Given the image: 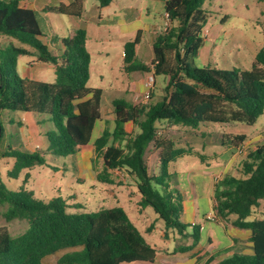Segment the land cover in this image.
Returning a JSON list of instances; mask_svg holds the SVG:
<instances>
[{
    "label": "trees",
    "instance_id": "obj_1",
    "mask_svg": "<svg viewBox=\"0 0 264 264\" xmlns=\"http://www.w3.org/2000/svg\"><path fill=\"white\" fill-rule=\"evenodd\" d=\"M263 1L264 0H260ZM112 0H99L106 8ZM205 0H166L169 25L153 41L154 58L150 64L137 59L141 32L124 47L125 71L153 73L155 79L166 77L165 94L152 102L154 89L146 104L114 99V120L107 123L94 142L95 152L103 161L97 179L112 182V171L127 172L141 194L139 206L151 207L170 230L187 236L193 232L192 244L180 247L186 252L200 241V226L182 221L184 194L177 174L170 171L171 162L188 154L176 142L159 135L158 123L177 128L199 129L207 123L231 126L244 123L254 126L264 115V47L259 50L250 70H223L197 67L194 59L204 45L203 30L207 15ZM48 8L46 12H49ZM60 14L80 17L81 0L54 9ZM41 13L21 5V0H0V36L17 41L0 46V114L33 112L46 115L54 129L46 133L47 152L68 156L77 154L92 140L96 123L102 118L100 88H90L91 54L87 49L88 34L78 29L63 39L64 49L55 54L45 44ZM24 45L26 47H24ZM34 57L38 62L55 66L54 82L22 77L18 60ZM139 131L129 134L126 124ZM4 126L0 116V144ZM244 134L229 136L231 147L241 148ZM224 144V142H223ZM153 146L158 151L159 174L149 171L147 154ZM2 157L15 159L11 178L35 166H45L38 152L9 147ZM241 176H225L215 192L214 216L221 221L251 232L253 254L235 253L218 264H264V218L253 219L254 210L264 201V144L250 150L242 163ZM29 174L19 191L9 190L0 178V205H7L8 221L26 220L28 229L13 237L0 228V264H132L154 263L157 250L130 220L122 207L97 212L72 213L62 198L39 200L27 189ZM56 263L46 259L62 251Z\"/></svg>",
    "mask_w": 264,
    "mask_h": 264
},
{
    "label": "rangeland",
    "instance_id": "obj_2",
    "mask_svg": "<svg viewBox=\"0 0 264 264\" xmlns=\"http://www.w3.org/2000/svg\"><path fill=\"white\" fill-rule=\"evenodd\" d=\"M203 9L207 15L206 25L203 30L204 45L200 50L194 64L197 67L211 66L223 70H250L255 57L260 49L264 47V2L260 0H205ZM57 15V16H56ZM60 14L53 13L50 19L56 17L60 19ZM44 20L42 21V25ZM7 45L0 39V45ZM16 45H21L15 41ZM24 47H26L24 45ZM94 55L91 64V76L88 83L90 88H100L103 90L102 111L103 118L111 119L114 116L113 100L123 98L134 104H140L148 91L145 82L148 80L149 73H138L137 80L142 82L143 90H125L126 84L131 81L130 74L124 72L125 65L123 57L112 55L113 57H97ZM26 59L22 60L25 61ZM23 63V62H22ZM23 76L22 68L19 71ZM142 76L143 78H141ZM118 77V78H117ZM120 89L117 90V82ZM46 82L55 81V74L51 73ZM166 77L159 76L155 79L152 102L159 101L165 94ZM24 112H6L8 124L3 122L4 137L0 144V178L3 184L11 191H19L23 186L25 176L29 174L27 189L34 192V198L39 200H51L62 198L70 207L72 213L97 212L101 209L122 207L127 212L130 220L136 225L147 242L153 244H163L161 236L164 221L154 212L151 207L142 208L139 206L141 194L137 189V183L127 172L112 171V182L103 183L97 179V174L103 170L101 157L93 152V146L85 148L83 155L85 162L80 167V154L68 156H58L47 152L46 144L40 149H29L19 147L26 143L27 125L21 123ZM42 122L39 128L43 133L50 132L54 125L46 115H42ZM13 121V122H11ZM112 121V120H111ZM104 123L105 127L107 123ZM163 123V122H162ZM101 123V127H102ZM165 125H159V135L176 142L177 147L184 148L188 154L183 158H178L170 164V171L178 174L182 171L198 166H204L215 171L216 166L222 164V151L225 156H233L234 147L228 142L229 136L244 134L247 140H251L248 149L255 148L264 144V115L261 116L254 126L244 123H232L231 126L207 123L198 130L188 133L169 130L164 132ZM163 128V129H162ZM102 129V128H100ZM137 128L132 130L134 134ZM206 133V134H202ZM7 140L10 145L21 151H32L40 153L46 160L45 166H35L21 172L18 179L11 178L9 172L15 164L14 158L2 157V146ZM44 140V139H43ZM224 142V144H223ZM93 144V143H92ZM233 148V149H232ZM247 149V150H248ZM93 153H92V152ZM195 152L190 153V152ZM158 152L151 146L147 154L148 166L151 174L157 172ZM238 160L246 156L237 155ZM236 174L239 175V164L235 163ZM203 168V167H202ZM159 171V170H158ZM219 178H216V182ZM181 187V186H180ZM184 194V190L180 188ZM7 205H0V228L9 232L13 237L20 236L29 227L26 220L8 221L4 214ZM254 218H264V201L254 210ZM250 217V220L254 218ZM153 223V224H152ZM155 226L153 234L149 232ZM68 249L46 259L48 263H56L66 252L73 251Z\"/></svg>",
    "mask_w": 264,
    "mask_h": 264
},
{
    "label": "crops",
    "instance_id": "obj_3",
    "mask_svg": "<svg viewBox=\"0 0 264 264\" xmlns=\"http://www.w3.org/2000/svg\"><path fill=\"white\" fill-rule=\"evenodd\" d=\"M74 1L21 0L22 6L41 13L44 19V36L41 37V40L48 45L51 51L58 55L61 54V51L64 49L62 40L73 34L76 30L84 29L88 34L87 49L92 59L94 55H98L97 57H113L112 55L119 57L121 55L124 59L125 44L133 40L138 32H141V44L138 49L137 59L143 64H150L152 62L154 58L153 41L156 35L164 31L169 25L165 16L166 0H112L111 4L103 9L100 8L99 0H81L83 12L80 17L60 14L54 10L61 6H69ZM48 8H51V10L46 12ZM53 13L60 14L61 18L59 20L56 17L50 19V15ZM0 39L4 40V43H7V45L10 43L15 44V41L10 38L0 36ZM0 46L5 45L1 43ZM24 59L26 60L22 61ZM21 68L23 71L22 77L46 82L47 80L45 79L53 73L56 79L55 66L38 62L34 57H20L18 60V72ZM124 68L125 65L123 67L124 72L131 76V81L126 84L125 90L144 91L145 87L142 86V82L137 80L138 76L136 74L140 72L128 73ZM140 77L143 78L142 76ZM117 78L116 86L117 90H119L120 85ZM0 116L1 120L8 124L6 112L1 113ZM41 116L33 112H24L21 123L27 125L28 129L25 135L27 140L25 144L22 143L19 147L26 145L29 149L36 150L42 148L43 144H46V133H43L39 128L42 122ZM103 117L102 111V118L96 123L91 142L82 147L78 152L80 154V167H83V163L86 161L83 155V152L86 151L85 148L93 146V152H95L94 142L102 135L105 129L104 123L114 120V116L111 119ZM101 123L103 124L102 127ZM157 125H165L164 132L174 130L188 133L191 131L186 128L172 127L165 123H158ZM136 128L133 123L126 124L128 133H132L131 131ZM138 131L139 129L137 128L135 133ZM250 142L251 140L248 139L241 148H235L233 156H225V151H222V164L219 167L216 166L215 171L204 166H202L203 168L198 166L196 169H188L178 174L179 184L184 190L182 221L188 225L197 224L200 226L199 243L192 249L181 252L178 250L180 247L192 244L193 239L190 237V234L193 232V229L189 227L187 230L188 234L185 237L174 230H170L166 236L165 227L163 226L161 236L164 239V243L158 244L153 242L151 244L157 250L155 262H137L132 264H218L219 261L229 258L235 253L247 255L254 253L250 241V231L237 228L231 223L221 221L218 218L214 221L207 220L208 214H214V207L216 205L215 192L218 182L227 175L241 176L240 171L245 158H242L240 161L237 155L239 153L242 157L248 155L250 150L253 149H248ZM48 145L47 139V149ZM2 146L4 147L2 153L9 147H12L7 140L4 141ZM190 153L195 154L194 151ZM235 163H240L238 167L239 175L236 174L237 168H235ZM158 170L159 168L154 175L159 174ZM217 177L219 178L218 182H216ZM152 224L150 225L152 229L149 235L153 234L155 230V226L152 227Z\"/></svg>",
    "mask_w": 264,
    "mask_h": 264
},
{
    "label": "built area",
    "instance_id": "obj_4",
    "mask_svg": "<svg viewBox=\"0 0 264 264\" xmlns=\"http://www.w3.org/2000/svg\"><path fill=\"white\" fill-rule=\"evenodd\" d=\"M165 16H166V19H168L167 13H165ZM154 84H155L154 74L150 73L148 75V80L145 82V85H146L148 91H146L147 93H146L143 101L140 104H146L149 101L150 93H151L152 89L154 88ZM215 219L216 218H215L214 214L210 213V214L207 215V220L214 221Z\"/></svg>",
    "mask_w": 264,
    "mask_h": 264
}]
</instances>
